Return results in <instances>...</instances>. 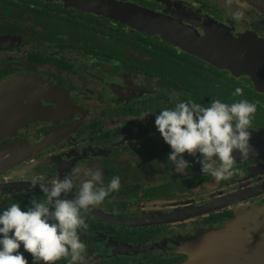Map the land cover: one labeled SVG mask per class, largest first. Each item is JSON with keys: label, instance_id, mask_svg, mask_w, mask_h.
Instances as JSON below:
<instances>
[{"label": "flooded vegetation", "instance_id": "1", "mask_svg": "<svg viewBox=\"0 0 264 264\" xmlns=\"http://www.w3.org/2000/svg\"><path fill=\"white\" fill-rule=\"evenodd\" d=\"M111 4L123 11L105 15ZM128 8L198 35L264 42V13L253 0H0V91L15 79L32 83L12 88L21 102L11 101L10 113L0 116V210L43 200L39 184L30 188L41 176L51 184L75 173L78 187L83 171L99 166L105 185L118 175L121 187L87 214L85 264H182L190 259L183 245L198 230L224 226L241 205H264V145L259 156L235 151L236 172L227 181L201 173L187 153L190 167L176 173L155 114L174 107L176 98L205 107L213 99H246L257 103L249 132L264 135V81L261 89L249 75L189 53L123 17ZM238 86L242 97L232 95ZM228 196L235 200L209 211L152 221L157 213ZM98 214L145 221L120 224ZM19 251L32 264L31 254Z\"/></svg>", "mask_w": 264, "mask_h": 264}, {"label": "clouds", "instance_id": "2", "mask_svg": "<svg viewBox=\"0 0 264 264\" xmlns=\"http://www.w3.org/2000/svg\"><path fill=\"white\" fill-rule=\"evenodd\" d=\"M232 95L242 97L244 89L238 86ZM256 110L257 103L246 99L232 103L213 99L205 107L191 98H176L174 107L155 114L154 124L170 146L167 160L176 173L190 167L183 155L187 153L200 163L201 173L227 181L236 172L233 152L247 158L252 151L249 129ZM148 114L145 112L143 118ZM83 176L78 187L75 173L51 184L41 182V176L31 182L30 188L39 184L43 200L33 197L30 206L23 209L17 202L0 210V264H28L19 251L21 246L31 254L32 264H56L61 259H67L68 264H85L87 246L81 236L89 228L87 214L118 192L121 182L117 175L105 185L99 166L85 169ZM69 193L73 194L71 198Z\"/></svg>", "mask_w": 264, "mask_h": 264}, {"label": "water", "instance_id": "3", "mask_svg": "<svg viewBox=\"0 0 264 264\" xmlns=\"http://www.w3.org/2000/svg\"><path fill=\"white\" fill-rule=\"evenodd\" d=\"M253 1L264 13V0ZM119 9L123 11L118 4H111L105 15H115ZM137 10L138 8H128V12L123 17L132 18L134 22L145 24L150 28V31L159 33L163 38L179 44L189 53L201 57L218 68H227L233 73L249 75L263 89L260 84V80L264 81V42L262 40L255 44L249 40L235 39L231 35H221L215 31L214 38L210 36V32L204 36L198 35L196 32L189 31L153 12ZM31 84V79L21 78L3 85V89L0 91V116H6L3 113L5 111L10 113L11 101L21 102V99L12 97V94L15 93L12 88ZM255 133L257 134H251L250 139V142L254 144L251 145L250 154L254 155L261 153L264 145V135ZM235 154L234 151L233 155ZM234 200L233 196H228L214 203L192 209L184 207L171 213H157L152 221L171 222L186 215L202 213L224 206ZM98 216L105 220L127 225L145 221L144 219L120 220L101 214ZM183 247L187 249L185 252L190 254V259L182 264H264V207L241 205L236 216L224 226L199 233Z\"/></svg>", "mask_w": 264, "mask_h": 264}, {"label": "rangeland", "instance_id": "4", "mask_svg": "<svg viewBox=\"0 0 264 264\" xmlns=\"http://www.w3.org/2000/svg\"><path fill=\"white\" fill-rule=\"evenodd\" d=\"M254 206H256V205H254ZM258 207H259V208H262V207H264V205H262V206H258ZM198 232L201 234V233H205L206 230H204V229H200V230H198ZM199 233H198V234H199ZM198 234H197V235H198ZM197 235H196V236H197ZM194 237H195V236H194Z\"/></svg>", "mask_w": 264, "mask_h": 264}]
</instances>
